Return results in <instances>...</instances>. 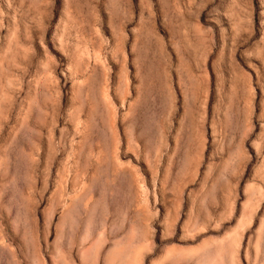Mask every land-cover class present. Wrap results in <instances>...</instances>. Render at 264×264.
Segmentation results:
<instances>
[{
  "label": "rangeland",
  "instance_id": "rangeland-1",
  "mask_svg": "<svg viewBox=\"0 0 264 264\" xmlns=\"http://www.w3.org/2000/svg\"><path fill=\"white\" fill-rule=\"evenodd\" d=\"M0 264H264V0H0Z\"/></svg>",
  "mask_w": 264,
  "mask_h": 264
}]
</instances>
